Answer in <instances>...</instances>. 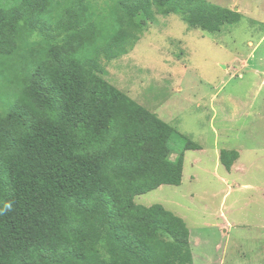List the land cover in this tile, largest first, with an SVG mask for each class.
<instances>
[{
	"label": "trees",
	"instance_id": "trees-1",
	"mask_svg": "<svg viewBox=\"0 0 264 264\" xmlns=\"http://www.w3.org/2000/svg\"><path fill=\"white\" fill-rule=\"evenodd\" d=\"M111 4L0 0V207L13 202L0 264H193L185 220L135 198L181 185L185 151L201 146L106 80L101 60L127 54L154 8L212 33L242 15L208 0ZM239 157L220 151L228 171Z\"/></svg>",
	"mask_w": 264,
	"mask_h": 264
},
{
	"label": "rangeland",
	"instance_id": "rangeland-1",
	"mask_svg": "<svg viewBox=\"0 0 264 264\" xmlns=\"http://www.w3.org/2000/svg\"><path fill=\"white\" fill-rule=\"evenodd\" d=\"M90 1L103 13L113 0ZM208 1L241 20L212 33L154 8L127 54L102 58L103 77L201 146L185 151L181 185L135 202L185 220L193 264H264V0ZM222 149L240 153L230 171Z\"/></svg>",
	"mask_w": 264,
	"mask_h": 264
},
{
	"label": "clouds",
	"instance_id": "clouds-1",
	"mask_svg": "<svg viewBox=\"0 0 264 264\" xmlns=\"http://www.w3.org/2000/svg\"><path fill=\"white\" fill-rule=\"evenodd\" d=\"M13 210V202L12 201H5L3 203V206L0 207V215H5L8 212Z\"/></svg>",
	"mask_w": 264,
	"mask_h": 264
}]
</instances>
